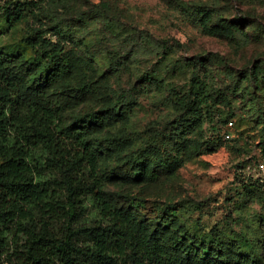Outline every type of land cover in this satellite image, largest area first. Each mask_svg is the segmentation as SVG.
I'll return each instance as SVG.
<instances>
[{
  "label": "rangeland",
  "instance_id": "obj_1",
  "mask_svg": "<svg viewBox=\"0 0 264 264\" xmlns=\"http://www.w3.org/2000/svg\"><path fill=\"white\" fill-rule=\"evenodd\" d=\"M196 5L207 7L211 22ZM29 8L13 27L0 11V58L19 67L35 62L24 39L44 29L71 62V75L48 90L65 124L118 106L91 133L106 199L153 227L159 204L174 205L185 242L201 255L221 248L264 264V173L253 171L264 162V0H71L54 15L73 41L51 31L47 10ZM218 17L242 18L251 27L227 40L204 25H217ZM194 75L206 84L211 105L233 116V142H216L207 114L195 118L176 103L191 96ZM126 160L145 162L161 178H109Z\"/></svg>",
  "mask_w": 264,
  "mask_h": 264
},
{
  "label": "trees",
  "instance_id": "obj_2",
  "mask_svg": "<svg viewBox=\"0 0 264 264\" xmlns=\"http://www.w3.org/2000/svg\"><path fill=\"white\" fill-rule=\"evenodd\" d=\"M70 1L9 0L0 11L13 27L26 17L29 6L47 10L51 31L58 39L73 41L72 31L54 15ZM194 10L211 22L207 7L196 5ZM204 25L211 34L231 41L250 26L242 18L223 17L217 18V25ZM24 42L33 49L35 62L19 67L0 58V264L254 263L250 255L221 248L201 255L185 242L186 229L174 205L159 204L163 211L153 227L134 209L107 200L91 133L102 128L118 106L65 124L55 94L48 90L71 75L70 59L61 42L49 38L44 29L33 30ZM190 84L191 96L179 97L176 103L193 117L207 114L208 133L216 142H233V116L211 105L212 96L197 75ZM88 94L82 90V95ZM260 165L264 162L253 171L264 173ZM108 176L155 182L161 173L140 160H126L111 168Z\"/></svg>",
  "mask_w": 264,
  "mask_h": 264
},
{
  "label": "built area",
  "instance_id": "obj_3",
  "mask_svg": "<svg viewBox=\"0 0 264 264\" xmlns=\"http://www.w3.org/2000/svg\"><path fill=\"white\" fill-rule=\"evenodd\" d=\"M230 125H232V124H230ZM226 139H230V135L229 134L226 135ZM260 169L261 170H264V165H260Z\"/></svg>",
  "mask_w": 264,
  "mask_h": 264
}]
</instances>
